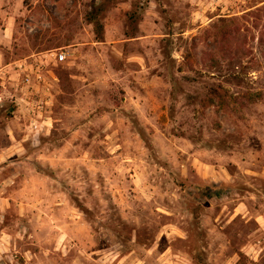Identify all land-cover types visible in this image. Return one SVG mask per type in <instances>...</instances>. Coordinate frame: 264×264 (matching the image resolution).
<instances>
[{
    "label": "rangeland",
    "instance_id": "374dc122",
    "mask_svg": "<svg viewBox=\"0 0 264 264\" xmlns=\"http://www.w3.org/2000/svg\"><path fill=\"white\" fill-rule=\"evenodd\" d=\"M49 48L50 130L0 107V264H264V0H0V65Z\"/></svg>",
    "mask_w": 264,
    "mask_h": 264
},
{
    "label": "built area",
    "instance_id": "2783aa9c",
    "mask_svg": "<svg viewBox=\"0 0 264 264\" xmlns=\"http://www.w3.org/2000/svg\"><path fill=\"white\" fill-rule=\"evenodd\" d=\"M65 51L49 48L32 52L0 65V107L19 120L27 133L48 132L47 111L58 86L55 69Z\"/></svg>",
    "mask_w": 264,
    "mask_h": 264
},
{
    "label": "trees",
    "instance_id": "16d2710c",
    "mask_svg": "<svg viewBox=\"0 0 264 264\" xmlns=\"http://www.w3.org/2000/svg\"><path fill=\"white\" fill-rule=\"evenodd\" d=\"M91 17H93V16H91ZM96 23V27H99L98 25V23L97 22H95ZM97 31V30H96ZM55 72H56V74H57V76H58V81H59V72H58V68H56L55 69Z\"/></svg>",
    "mask_w": 264,
    "mask_h": 264
}]
</instances>
